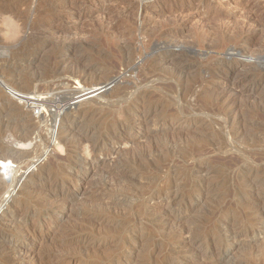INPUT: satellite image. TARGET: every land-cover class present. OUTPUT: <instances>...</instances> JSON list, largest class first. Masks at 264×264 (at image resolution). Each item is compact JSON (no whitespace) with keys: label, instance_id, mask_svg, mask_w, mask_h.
<instances>
[{"label":"rangeland","instance_id":"rangeland-1","mask_svg":"<svg viewBox=\"0 0 264 264\" xmlns=\"http://www.w3.org/2000/svg\"><path fill=\"white\" fill-rule=\"evenodd\" d=\"M0 82V264H264V0H0Z\"/></svg>","mask_w":264,"mask_h":264},{"label":"bare ground","instance_id":"bare-ground-1","mask_svg":"<svg viewBox=\"0 0 264 264\" xmlns=\"http://www.w3.org/2000/svg\"><path fill=\"white\" fill-rule=\"evenodd\" d=\"M10 25V24H9ZM14 30V29H13ZM12 34H14V31H12ZM222 61V63L223 64H227L226 62H227V60L226 59H223V60H221ZM181 74V72H179V74H178V76ZM79 84V83H78ZM0 85L1 86H3V88H4V90L6 89V92H7V94L11 97V98H13V100H15V101H17V102H19V104L20 103H23V104H27V105H31L32 107L35 105V106H42V103H39L38 101L40 100H42V98L41 99H38L36 96H29V95H25V94H16L17 92H15L14 90H12V88H9V87H7L5 84H3L2 82H0ZM106 85H104V86H94V87H89V88H86V89H83L82 91H79L78 93H73V97L71 98V99H68V100H66V102L65 103H63V104H60V106H58V108H56L55 110H56V112H53V113H55L56 114V117H58L59 115H61L62 113H64V112H66L67 110H69L70 111V109H73V108H76L81 102H85V101H87V100H89V99H92V98H94V97H96L98 94H100L101 93V89L103 88L104 89V87H105ZM14 89V88H13ZM74 89V88H73ZM103 92V91H102ZM72 94V93H71ZM43 100H45V99H43ZM42 100V101H43ZM43 104H44V102H43ZM46 104V103H45ZM26 106V105H25ZM30 106V107H31ZM34 106V107H35ZM27 107V106H26ZM29 107V108H30ZM139 108V110H137V111H139L140 112V117H136V116H134L133 117V119H134V121H136V122H138L140 125H143L144 123H145V121H146V115H147V113H145V116H141L142 115V113H144L143 111L145 110V107H143V106H141V105H139L138 106ZM42 110V109H41ZM54 111V110H53ZM111 115V114H110ZM115 115V114H114ZM126 116V115H125ZM113 117V116H112ZM119 117V116H118ZM55 118V117H54ZM182 118H184V120H183V122H186V123H188V121L191 119V116H190V114L188 115H186V116H182ZM116 121V120H115ZM117 122V121H116ZM59 124V119H55V123H54V126H58V124ZM57 124V125H56ZM119 125V124H118ZM120 126V125H119ZM73 127V126H72ZM116 129V128H115ZM22 130V129H21ZM29 133V132H28ZM25 136H26V134H25ZM24 138H26V137H24ZM24 138H22V139H24ZM83 138V137H82ZM81 138V139H82ZM86 138V137H85ZM84 138V139H85ZM88 138V137H87ZM83 139V140H84ZM82 140V141H83ZM15 143H16V141H15ZM92 143H93V146H95V143H97V141H92ZM91 143V144H92ZM29 144V143H28ZM28 144H26V145H28ZM99 145V144H98ZM97 145V146H98ZM22 146H24V144L23 143H17L16 144V146L15 147H13L12 148V152L11 153H4V154H2V153H0V194H1V192L4 190V188L3 187H5V185H8V186H10L12 189L11 190H7L6 192L8 193L7 195H5L4 197H3V199H1L0 200V210L2 209V207L4 206V204L6 203V201L8 200V198L10 197V194H11V191H13L14 189H15V183L17 184L19 181H21L22 179H24V175L23 174H20L21 173V171H20V166H17V165H15L14 163H13V157L15 158L16 156H19L20 157V155H22V151L20 150V148L22 147ZM57 147H56V149H58L60 152H62V146L60 145V144H57L56 145ZM69 147V146H68ZM30 149V148H29ZM92 149H93V147H92ZM7 150V149H6ZM16 158H18V157H16ZM23 158V157H22ZM21 158V159H22ZM13 159V160H12ZM55 167V166H54ZM54 167L52 166V163H47V164H45L41 169H40V171L37 173V174H34V175H32V177H41V176H44V174L47 176V175H50L51 173H53L54 172ZM33 168V165H31V166H29V168H26L27 170L25 171L24 170V172H25V174L27 173L28 174V172H30V170ZM18 172H20V173H18ZM18 180V181H17ZM17 181V182H16ZM65 201H69V200H65ZM64 201V202H65ZM4 208V207H3ZM17 208V207H16ZM84 219H86V218H84ZM55 229H59L58 227H56ZM37 233H38V231H32V230H30V231H26L25 232V235H26V237H28L30 240H31V242H29V244L27 245V246H25L24 245V247L22 248V250L24 249V252L25 253H30V255L32 254V253H34V251H35V249H36V247L38 246V245H40L41 244V242L42 241H44L45 239H43V240H41L40 242H39V244H35L36 242H35V237H36V235H37ZM48 239V238H47ZM260 239V238H259ZM259 239L258 240H256V241H254L253 242V244H256L255 242H262L261 240L259 241ZM71 243V242H70ZM73 243V245H74V247H79V246H81L80 245V242H77V241H73L72 242ZM21 248V247H20ZM44 257H46V258H48V257H50V255L49 254H46V255H44ZM221 258V257H220ZM77 261L78 260V258L77 257H75V256H73V255H70V258H69V261ZM219 261V259H217V261H215V263H217Z\"/></svg>","mask_w":264,"mask_h":264},{"label":"built area","instance_id":"built-area-1","mask_svg":"<svg viewBox=\"0 0 264 264\" xmlns=\"http://www.w3.org/2000/svg\"><path fill=\"white\" fill-rule=\"evenodd\" d=\"M16 94H18V93H16ZM35 106V105H34ZM31 107V108H33L34 109V113L35 114H40L41 113V106H35V107Z\"/></svg>","mask_w":264,"mask_h":264}]
</instances>
